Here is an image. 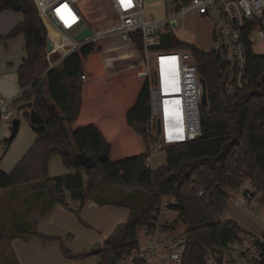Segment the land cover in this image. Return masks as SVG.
Here are the masks:
<instances>
[{
    "label": "trees",
    "instance_id": "trees-1",
    "mask_svg": "<svg viewBox=\"0 0 264 264\" xmlns=\"http://www.w3.org/2000/svg\"><path fill=\"white\" fill-rule=\"evenodd\" d=\"M103 2L106 17L112 10L107 0ZM19 5L15 0H0V14L16 11ZM25 15V21L0 37V42L25 37L28 56L18 71L24 92L16 103H32L46 128L37 131V141L12 172L0 169V191L46 182L53 187L55 201L63 204L71 197L81 200L83 207L102 189L149 191L150 199L141 214L125 225L120 237L108 240L96 252L98 264L126 262L139 247L142 230L152 229L153 215L165 199L175 200L169 208L178 212L179 220L189 228L183 264H208L209 256L241 241L247 234L235 221L222 222L221 218L232 198L230 192L247 181L255 185V195H260L264 205V57L250 53L249 85L230 97L213 54L174 35L163 36L156 49L188 51L195 56L206 82L208 105L201 109V135L169 146L166 166L154 171L146 167L149 144L145 128L151 115L148 77L141 69L137 72L125 66V59L140 68L145 64L140 34L133 35L130 46L122 40L123 45H111L106 39L87 44L48 70L45 47L35 39V31L40 36L37 15L31 11ZM40 24L41 37L47 41V30ZM26 117L29 121V114ZM5 144L7 150L9 141ZM77 155L93 158L95 165L84 168L75 159ZM104 155L108 161L101 163ZM55 157L74 173L52 180L50 161ZM172 227L170 224L164 230ZM3 241L0 234V246ZM61 250L71 259L85 257L73 255L65 245ZM261 251L262 261L256 264H264V245Z\"/></svg>",
    "mask_w": 264,
    "mask_h": 264
},
{
    "label": "built area",
    "instance_id": "built-area-1",
    "mask_svg": "<svg viewBox=\"0 0 264 264\" xmlns=\"http://www.w3.org/2000/svg\"><path fill=\"white\" fill-rule=\"evenodd\" d=\"M33 1L47 30V41L52 44L51 51H46L48 70L56 68L87 44H97L117 36L130 46L134 43L133 35L140 34L145 56L141 70L147 74L150 95L151 115L145 128L149 144L146 167L150 170L155 154L166 152L169 146L193 141L201 135L204 85L195 56L188 51L163 52L155 48L163 36L170 34L171 25L191 13H197L212 23L211 54L215 56L226 95L230 97L249 85L248 61L250 53L254 54L256 39L264 45V0H179L174 10L166 11L162 19L148 15L145 0H107L112 12L102 17L105 24L97 25H92L82 12L80 3L83 0ZM88 28L93 35L77 41L76 37ZM82 80L87 81L86 75L82 76ZM17 100L1 101L0 122L9 123L15 119ZM167 108L175 113V125L169 128ZM255 191L251 181L244 182L237 190L240 197H232L230 201L248 211L252 201L260 203L261 197L255 195ZM202 195L203 192H199V196ZM173 204L174 199H165L157 208L152 229L142 230L139 247L127 256V263L183 264L188 240L186 234L168 241L163 234L166 231L164 227L170 225L168 218L172 211L169 207ZM67 208L71 209V206ZM75 211L80 209L75 208ZM263 245L264 234H247L227 250L209 256L207 263L256 264L262 261Z\"/></svg>",
    "mask_w": 264,
    "mask_h": 264
},
{
    "label": "rangeland",
    "instance_id": "rangeland-1",
    "mask_svg": "<svg viewBox=\"0 0 264 264\" xmlns=\"http://www.w3.org/2000/svg\"><path fill=\"white\" fill-rule=\"evenodd\" d=\"M27 2L29 7L28 10L37 15L36 24L40 30L39 34L41 37L42 28L40 27V21L42 23V20L39 16L38 8L33 0H27ZM178 2L179 0H145V8L148 15H151L157 19H162L166 11L171 12L174 10V7L177 6ZM80 7L92 25L105 24L102 17L105 16L107 8L103 0H83L80 3ZM23 19L24 16L21 12L11 10L6 12L4 16L1 17V23L6 25L7 28H11V26L14 27L18 23L22 22ZM164 31L167 30L164 29ZM170 34L174 35L181 42L194 45L196 48L206 53H212L213 51V25L209 20L202 18L197 13H191L179 22L173 23L170 27ZM106 42L110 43L111 45H123L121 39L117 36L107 38ZM23 46V38L15 39L8 48L3 46V44H0V64L5 66V69L15 70L26 57ZM253 52L255 56L264 57V45L258 38L256 39V43L253 46ZM132 64H130V61H127L125 66L126 68L132 69V71L139 72L141 68L135 64ZM18 91L19 86L16 84L15 93L18 94ZM22 105H24V103H16L14 107L15 119L21 120L16 139L11 144L7 153L6 148L3 146L4 141L2 144H0V157H5L2 166L5 169L11 170L10 172H12L18 163L23 159L25 153L20 155L21 157H17L20 149L24 147L22 149L23 151L25 149V145H27L25 142H27L29 137L33 133L37 134V132L31 128L26 117L27 114H30V109L25 108L20 111L18 110ZM12 123L13 121L8 123L9 127H12ZM3 125V123H0V128ZM11 134L12 133H9V135L6 136V140H9ZM166 164L167 154L165 152H161L154 158L151 166L153 170L156 171L161 167L166 166ZM68 170L70 169L63 165L62 159L60 157H55L51 161L50 177L53 180L54 178L63 175ZM39 185L41 184H38V190L36 191L30 190L31 188H25L26 190L30 191L24 193L20 201L25 199L26 201L30 202L29 207H31V201H33L35 198H38V206L34 211L41 216H45V218L44 220L40 221V223L34 221L32 224L22 227V229H25H21L22 231L16 235L19 238V240L16 239V244L12 243V241L15 240L13 238L14 236L6 238V241H4V246H9H7V250L6 248L2 250L0 264H13V256L15 257L17 264H84L87 259L92 260L97 257L96 252L101 248L99 247L100 240H103L104 237H106V239H104L106 241L109 239L111 240L116 236L120 237L121 230L126 224L141 214V212L146 208L150 199V192L142 188L135 190L103 189L104 191L107 190L109 193H111L105 194L110 195L105 197L106 199H110L114 202L112 205L119 203L121 204V206H119L120 209L125 208L126 212L128 213L127 217L124 219L122 217V212H115L116 214L109 213V215L106 216L101 215L100 212L95 214L92 219L88 220L82 212L77 213L75 211V208L82 207L81 200L67 197L63 204L58 203L54 200L52 186L46 184L45 189L41 190V186ZM68 205L71 206V209H67ZM244 211H241L240 208L236 206L234 201H230L226 214L228 213L232 215V213H239L246 216L251 221V218H256L260 223H264V205H261L256 200L252 201L248 211H245L251 217L247 216ZM129 212H131V215H129ZM226 214L221 218L222 222L225 221L227 216ZM179 216V213L174 211L169 214L168 221L173 225V227L170 228V230H166L169 231L168 235L166 236L167 241L183 235L189 229L187 225L179 220ZM118 220H121L122 222H119ZM40 226L43 228L44 233L40 231ZM29 228H31V231ZM37 234L53 238V240L45 241ZM93 240L97 242L94 247L95 249H87V252L81 254L85 255V257L82 259H71L62 253L61 247L62 245H65V247L70 252H72L73 255L78 256L73 253V250L77 249L78 247L84 248L83 246L86 247L87 243ZM100 244L103 246L104 243ZM70 247H73L72 251L70 250ZM119 264L129 263L120 262Z\"/></svg>",
    "mask_w": 264,
    "mask_h": 264
},
{
    "label": "crops",
    "instance_id": "crops-1",
    "mask_svg": "<svg viewBox=\"0 0 264 264\" xmlns=\"http://www.w3.org/2000/svg\"><path fill=\"white\" fill-rule=\"evenodd\" d=\"M22 6H23V4L20 3V5L16 9L17 12H21L23 14V16H24L23 21L20 22V23H23L25 21V13H26V12H24V10H23L24 7H22ZM6 12H8V11H6ZM6 12L0 14V37L6 36L18 24H20V23H18L17 25L14 24L15 25L14 27L11 26V28H7L6 25L1 23V17L4 16V14ZM35 33L38 34L37 31H35ZM18 38H23V40H24V46L23 47H24V52L26 53V57L22 60L21 64H19V66H17V68L15 70L5 69L6 67L0 64V103H1V101L7 100V99L8 100L9 99L10 100H12V99H16L17 100V99H19L21 97V95L23 93V90L20 88L19 82H18V71H19V68L22 65L23 61L25 59H27V56H28L27 50H26L25 37L24 36H19V37L14 38V39L2 41V42H0V44H3V46L8 48L10 46V44H12V42H14V40L18 39ZM127 61H130V64H132L130 59H125V64H127ZM9 65H11V64H9ZM127 69L128 70H132V69H129V68H127ZM16 84H18V86H19L18 94L15 93V85ZM0 123L4 124L0 128V144H2L3 141H4V145L3 146L6 147V144H5L6 141H7L6 140V136H8L9 133H12V131H11L12 127H9L8 123H5V122H0ZM29 124H30V122H29ZM30 126L32 128L31 124H30ZM37 139H38V135L36 133H33L29 137L27 142H25V143H27V145H25V149L22 151V149L24 147L21 148L19 153H18V155H17V157L20 156V155H23L24 153H25L24 154V156H25L26 153L29 151V149L35 144ZM11 144H10V146H11ZM10 146H9V148H10ZM9 148L6 150V153L9 151ZM160 153H157V154H155L153 156L152 163H153L154 158ZM4 158L0 157V169L3 172H5V173H10L11 170L5 169L2 166L3 162H4ZM91 159L93 160V158L85 156V160H88L89 163H92ZM51 161H50V171H51ZM62 163H63V161H62ZM152 170H153V168H152ZM72 173H74L73 170H68L63 175L72 174ZM38 184H41L39 186H41L40 189L43 190V189H45V186H46L47 183H45V182H36V183L27 184V185H24V186L9 188V189H5V190H1L0 191V234H2L4 236V241H6V238L14 236L13 238L15 240L12 241V243L16 244L17 240H19L18 236H16V235L19 234L22 230L25 229V228L22 229V227H26L27 225L32 224L34 221L40 223V221L44 220L45 216H41L40 214H37L34 211L36 209V207L38 206V204H37L38 198H35L33 201H31V207H29L30 202L26 201L25 199H22L20 201L21 197H23V194L26 193L27 191L29 192L30 190H34V191L38 190V188H37ZM25 188L26 189L27 188H31V189L30 190H26ZM107 190L104 191L102 189V190H99V191L95 192L92 196H90L88 198L89 200L87 201V204H86L85 207H83V206L82 207H77V208L80 209L79 212H82L84 214V216L88 220L92 219V217L95 214L100 213V212H101V215H103V216L109 215V213L110 214H114L115 212L116 213L122 212V217L124 219H126L128 213L126 212L125 208L120 209L119 206H121V204L117 203L115 205H118V206H115V205H112V203H114L112 200L106 199L105 196H110V195H105V194H111ZM230 193H231L233 198L240 197V193H238L237 191H231ZM237 207L240 208L239 206H237ZM240 210L244 211L243 208H240ZM245 211H244V213L247 216L251 217ZM129 215H131V212H129ZM226 215L227 216H226V219H225L224 222L230 221V220L235 221L236 223H238V225L244 231L245 234H251V233L264 234V223L263 222L260 223L258 221V219L251 218L252 219V221H251L246 216L241 215L239 213H235V214L232 213V215L227 213ZM118 221L122 222L121 220H118ZM29 229L31 231V228H29ZM40 231L43 232V228L42 227H41ZM168 232L169 231H164L163 232L164 236H167ZM51 235H56V234H51ZM104 239H106V237H104L103 240L99 241V247H103L104 244L108 241V240L106 241ZM4 241H3V243L0 246V256L2 255V250L4 248H6V250H7V246H9V245H6V247H5L4 246V244H5ZM100 243H104L103 246ZM96 244H97V242H95L94 240L90 241V242L87 243L86 247L85 246H83L84 248L78 247L77 249L73 250V253L78 255V256H80L81 254L87 252V249L94 250L95 249L94 247H95ZM72 249H73V247H70L71 251H72ZM12 256H13V253H12ZM13 259H14V261H12V263L13 264H17L16 261H15V257L14 256H13ZM99 261H100V258L97 256V257H95L92 260L87 259V261L84 264H98ZM18 263H20V262H18Z\"/></svg>",
    "mask_w": 264,
    "mask_h": 264
},
{
    "label": "water",
    "instance_id": "water-1",
    "mask_svg": "<svg viewBox=\"0 0 264 264\" xmlns=\"http://www.w3.org/2000/svg\"><path fill=\"white\" fill-rule=\"evenodd\" d=\"M16 2L19 3H23V1L25 0H15ZM28 6H24V12H28ZM35 33V32H34ZM93 35V32L91 31L90 28L86 29L83 33H81L80 35H78L76 37L77 41H83L84 39L91 37ZM35 39L37 41V43L46 48L47 52L51 51L52 48V44L50 41H45L42 37H40L38 34L35 33ZM203 85H204V95H203V101H202V107L205 108L208 105V96H207V90H206V82L204 79H202ZM28 108L30 109V114H29V122L32 125V128L34 129L35 132L37 131H42L45 130L46 126H45V121L43 119V117L33 108V104L32 103H27L22 105L18 110H22ZM20 124H21V120L19 119H14L13 123H12V134L11 137L9 138V144L13 143V141L16 139L18 132H19V128H20ZM158 134L161 133V124L159 123L158 126ZM75 159L78 161V163L80 165H82L84 168L88 169V168H92L95 164H94V160H92V163H89L88 160H85V155H77L75 156ZM108 161V157L106 155L100 157V162L101 163H106Z\"/></svg>",
    "mask_w": 264,
    "mask_h": 264
},
{
    "label": "bare ground",
    "instance_id": "bare-ground-1",
    "mask_svg": "<svg viewBox=\"0 0 264 264\" xmlns=\"http://www.w3.org/2000/svg\"><path fill=\"white\" fill-rule=\"evenodd\" d=\"M170 108V107H169ZM166 115H167V125H168V128L170 127V126H174L175 124H174V121H173V118H175V113H174V111H172L171 109H169L168 110V108H167V111H166ZM170 118H171V121H170Z\"/></svg>",
    "mask_w": 264,
    "mask_h": 264
},
{
    "label": "flooded vegetation",
    "instance_id": "flooded-vegetation-1",
    "mask_svg": "<svg viewBox=\"0 0 264 264\" xmlns=\"http://www.w3.org/2000/svg\"><path fill=\"white\" fill-rule=\"evenodd\" d=\"M22 4H23V6H22V7H24V6L26 7V6H28V2H27V1H23V3H22ZM23 10H24V9H23Z\"/></svg>",
    "mask_w": 264,
    "mask_h": 264
}]
</instances>
